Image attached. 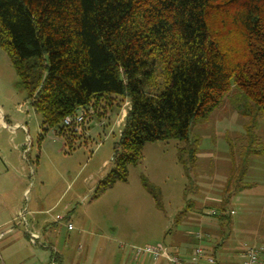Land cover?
Returning <instances> with one entry per match:
<instances>
[{
    "label": "trees",
    "instance_id": "1",
    "mask_svg": "<svg viewBox=\"0 0 264 264\" xmlns=\"http://www.w3.org/2000/svg\"><path fill=\"white\" fill-rule=\"evenodd\" d=\"M0 48L42 118L40 141L54 131L72 150L81 132L66 117L102 119L128 102L96 196L127 182L148 143H185L178 159L189 172L197 162L192 125L232 90L251 118L247 147L256 142V115L264 117V0H0ZM143 185L160 207L159 190Z\"/></svg>",
    "mask_w": 264,
    "mask_h": 264
},
{
    "label": "rangeland",
    "instance_id": "2",
    "mask_svg": "<svg viewBox=\"0 0 264 264\" xmlns=\"http://www.w3.org/2000/svg\"><path fill=\"white\" fill-rule=\"evenodd\" d=\"M18 87L11 60L0 48V119L7 124L0 121V130H28L30 136L25 179H14L16 189L8 197L0 195V224L10 217L15 229L0 242L1 264H51L55 258L58 264H137L133 249L162 246L188 256L187 238L197 235L204 250L216 247L217 255L226 257L225 264L240 262L241 252L250 247L259 250V264H264V152L250 153L264 149V117L256 115V142L247 147L251 118L243 115L242 102L234 104L240 97L236 90L192 125L189 138L198 142L197 162L189 172L178 159L185 143H148L139 163L129 167L127 182L96 196L113 167L128 102L102 119L85 116L70 150L54 131L40 141L42 118ZM8 150L14 151L12 144ZM243 161L246 174L238 175L235 169ZM143 178L159 190L160 207ZM12 202L20 211L11 216ZM40 210L49 212H31ZM21 213L35 232V244ZM56 249L65 250L63 263ZM146 260L153 262L149 256L141 259Z\"/></svg>",
    "mask_w": 264,
    "mask_h": 264
},
{
    "label": "crops",
    "instance_id": "3",
    "mask_svg": "<svg viewBox=\"0 0 264 264\" xmlns=\"http://www.w3.org/2000/svg\"><path fill=\"white\" fill-rule=\"evenodd\" d=\"M28 141H30V136H29L28 130H0V153L2 156L0 159V195L1 196L8 197V194L10 192H14V190L16 189L15 184H14V179L16 180L17 183H19L18 181H21V180L23 181V179H25L27 166L24 162L25 161L24 153L26 152V150H28L26 148ZM11 144L13 145L14 151L8 150V147H9V145L11 146ZM12 153H17L16 157L13 156ZM21 154H23V155L21 156ZM31 172L34 173L33 169ZM24 193H25V191L22 192V194H24ZM11 205H12L11 206L12 209L10 210V214L12 216V214L13 215L17 214L20 211V209H19L20 206H19V204L15 205L17 207L14 210L13 202L11 203ZM7 209L9 210L10 208L7 207ZM49 210H51V209H49ZM49 210H44V211L40 210V211H31V212L32 213L37 212V213L41 214L43 212L47 213V212H49ZM68 220H69V218H68ZM27 221H28V219H27ZM10 222H11V219H10V217H8L3 223L0 224V227H1V229H0V242L3 239H5L6 237L15 233V229L13 228L12 225L10 226V224H11ZM186 242L189 246H192V247H189L191 249H187L184 252L188 255L191 254V252L193 251L192 249L195 248L196 246L200 245L202 247V245L200 243L201 239L200 240H193L192 239V241H190L189 237H188ZM190 242H195V244L192 245V244H190ZM245 250H243L239 256L241 258V261L240 262L235 261L233 264H241L244 261L243 252ZM57 251H58V253H60V256H59L60 262L63 263V255L65 254L64 253L65 250L62 251L63 254L59 250H57ZM205 251L209 254L214 255L218 264H225L226 263L227 260H226L225 256H223V255L218 256L217 255L216 247H213V249H209V248L205 249ZM141 259L142 258H139V259L136 258L135 259V260L139 261V262H137V264H139V263L140 264L150 263V262H148V260L142 262ZM152 264H168V263L165 259H161L156 263L153 261ZM257 264H259V259H258Z\"/></svg>",
    "mask_w": 264,
    "mask_h": 264
},
{
    "label": "built area",
    "instance_id": "4",
    "mask_svg": "<svg viewBox=\"0 0 264 264\" xmlns=\"http://www.w3.org/2000/svg\"><path fill=\"white\" fill-rule=\"evenodd\" d=\"M1 125L7 126L3 117L0 119ZM85 122V116L82 111L77 112L74 116L66 117L64 119V125L72 128L74 131L79 132L81 125ZM16 128V127H13ZM25 129V128H24ZM19 219L26 223L27 234L32 244L36 243L34 231L29 228V223L26 219L25 213L19 215ZM59 221H63L66 218L58 217ZM68 229H72V225L68 223ZM196 240H200V236H196ZM133 253L137 259L149 256L155 263L161 259H165L168 264H218L217 260L211 254H208L200 245L196 246L190 255L183 256L179 253H171L169 250L162 246H146L143 248L133 249ZM244 261L241 264H257L259 259V250L255 247L247 248L243 252ZM51 264H58L56 258L53 259Z\"/></svg>",
    "mask_w": 264,
    "mask_h": 264
}]
</instances>
